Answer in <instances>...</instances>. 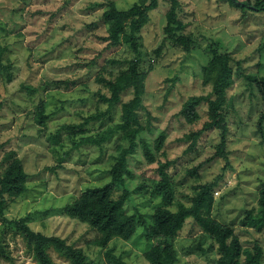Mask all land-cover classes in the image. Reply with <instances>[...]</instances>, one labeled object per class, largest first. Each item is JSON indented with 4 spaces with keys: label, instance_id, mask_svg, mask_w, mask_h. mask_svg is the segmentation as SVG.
Instances as JSON below:
<instances>
[{
    "label": "rangeland",
    "instance_id": "1",
    "mask_svg": "<svg viewBox=\"0 0 264 264\" xmlns=\"http://www.w3.org/2000/svg\"><path fill=\"white\" fill-rule=\"evenodd\" d=\"M254 1L178 0L180 28L175 34L189 38L187 49L164 31L170 3L158 0L148 12L149 21L139 32L138 70L145 73L142 107L137 110L142 129L128 158L129 173L114 192L118 196L123 189L130 191L126 213L151 223L161 206L160 197L152 193L159 163H170L166 170L174 193L173 211L178 204H192L197 185L214 183L211 201L200 207L199 216L211 226L233 228L242 246L243 264H248L254 245L260 247L264 264V226L258 230L248 225L249 216L260 214L258 198L264 184V123L258 124L262 100L253 80L264 77V13L253 9ZM136 2L0 0V46L4 48L0 66L7 67L0 72V174L10 151L27 174L26 190L8 197L0 216V264H37L42 236L64 239L82 249L87 262L94 264H110L106 250L125 264H150L158 253L143 227H137L130 240L113 239L103 249L93 244L95 231L63 214V208L86 187L109 180L107 170L118 148L127 146L121 133L101 146L80 140L121 122L122 104L132 97L127 89L112 106L103 98L110 92L101 78H113L136 54L123 44L108 47L102 40L107 31L101 16L110 3L128 10ZM211 45L230 56L234 71L222 107L227 159L218 155L220 131L215 128L203 132L187 150L190 142L185 136L207 120V101L197 107L199 119L194 123H186L180 114L191 96L213 98L211 83L203 84L202 70L211 58ZM110 59L119 63L111 66L106 63ZM41 108L46 116L42 124L38 122ZM91 115L99 117L79 128ZM161 133L164 141L157 152L154 144ZM142 142L154 162L146 161ZM194 169L196 173H190ZM25 217L34 234L31 246L27 235L9 223ZM174 248L175 264H216V245L199 221H185ZM47 251L55 264H68L52 247Z\"/></svg>",
    "mask_w": 264,
    "mask_h": 264
},
{
    "label": "trees",
    "instance_id": "2",
    "mask_svg": "<svg viewBox=\"0 0 264 264\" xmlns=\"http://www.w3.org/2000/svg\"><path fill=\"white\" fill-rule=\"evenodd\" d=\"M164 1L170 3V8L165 15L166 25L164 31L173 38L175 43H180L187 49L191 43L189 38L179 37L175 34V31L180 28V22L177 17L178 0ZM157 2L158 0H138L128 10L118 9L113 3H110L108 8L102 13L101 18L106 25L107 31V35L102 40L108 42V47L123 44L136 54L134 59L125 60L128 66L119 70L118 74L113 78H101V81L110 92L109 97L103 98L109 106H112L120 101L121 93L127 89L132 90V97L122 104L121 122L96 136L82 138L80 142L101 146L116 134L121 133V137L127 141V146L118 148V154L107 170L109 180L100 186L86 187L71 203L63 208V214L86 224L95 231L96 237L93 240V244L103 249L113 239L130 240L135 234L137 227H143L145 238L153 240L158 248V253L151 258L150 264L176 263L174 239L182 230L185 221L191 218L199 221L209 231L211 239L216 245V264H243L240 261L242 246L233 228L230 226H211L199 216L200 207L206 203V200L211 201L214 183L197 185L191 197L192 204L190 206L178 204L177 209L173 211L170 207L174 203V193L170 176L166 170L170 163L168 161L159 163L156 168L158 180L153 183L152 193L160 197L161 206L155 209L152 214L151 223H147L141 215H138L136 219L134 215L126 213L124 205L129 200L130 191L123 189L118 196L114 194L115 190L124 184V175L129 173L126 167L128 158L135 150L136 138L142 129L137 110L142 107L145 92V73L138 70L141 60L139 32L148 23V12L157 7ZM233 4L238 5L235 2ZM245 4H249V1ZM252 6L255 11L264 13V0H255ZM209 49L211 58L202 68L203 84L211 83V96L213 98L191 96L182 104L180 114L186 123H194L199 119L197 107L202 101H207V120L199 130L185 136V139L190 142L187 150H191L195 146L203 132L215 128L220 131L218 155L227 159L224 153L227 127L222 107L225 103V90L231 84L234 71L231 66L230 56L227 53L221 54L215 45H211ZM3 52L4 48L0 46V59ZM106 63L112 66L119 62L110 59ZM6 68V66H0V72L5 71ZM236 69L239 75L240 67L238 66ZM244 78H247L246 75ZM7 80H10L9 75H7ZM253 80L259 87L262 100V110L258 118L260 126L264 123V77ZM42 109L38 113V122L40 124L46 119ZM98 117L99 115L88 116L84 124L78 125V127L81 128ZM163 141L164 135L161 133L154 144L157 152L161 149ZM142 147L146 161L149 163L154 162V155L148 145L142 142ZM4 160L7 164L0 174V216L3 214L8 197L14 198L24 193L27 179L22 162L14 152H8L4 156ZM190 173L195 174V169L190 171ZM258 205L260 214L257 217L249 216L248 225L259 230L264 226V184L259 191ZM26 221L27 217L17 222L9 223H14L22 233L27 235L28 243L31 246L34 242V234L26 226ZM51 247L64 257L68 264H94L93 262H87L82 249L67 244L64 239L57 236L40 237L39 247L35 254L37 264H55L47 251ZM252 251L249 255L248 264H261L262 251L260 247L254 245ZM105 259L110 264H125L111 250L105 251Z\"/></svg>",
    "mask_w": 264,
    "mask_h": 264
}]
</instances>
